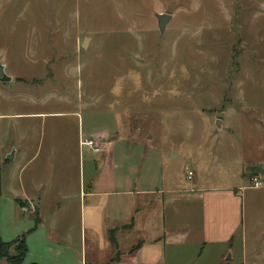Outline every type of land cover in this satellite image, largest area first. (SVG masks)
<instances>
[{
  "label": "rangeland",
  "instance_id": "obj_1",
  "mask_svg": "<svg viewBox=\"0 0 264 264\" xmlns=\"http://www.w3.org/2000/svg\"><path fill=\"white\" fill-rule=\"evenodd\" d=\"M162 12L171 19L160 35ZM0 65L11 78L0 82V103H77L85 131L101 116L145 186L229 183L264 155V0H0ZM11 180L0 178V240L24 237L21 264H88L84 230L73 228L74 244L51 240L3 196Z\"/></svg>",
  "mask_w": 264,
  "mask_h": 264
},
{
  "label": "crops",
  "instance_id": "obj_2",
  "mask_svg": "<svg viewBox=\"0 0 264 264\" xmlns=\"http://www.w3.org/2000/svg\"><path fill=\"white\" fill-rule=\"evenodd\" d=\"M22 104L0 103V178L12 176L8 187L3 181L2 194L21 212L27 207L22 214L33 215L35 227L51 240L63 236L74 244L70 235L80 226L88 238V264H264V155L229 183L171 187L152 179L145 186L144 169L121 162L125 140L106 137L101 116L85 131L77 103H41L38 110ZM12 128L18 131L15 145ZM90 137L98 139L100 152L80 146ZM157 154L163 161L162 148ZM254 176L260 186L252 185ZM126 237L133 238L123 247ZM170 243L176 245L171 253Z\"/></svg>",
  "mask_w": 264,
  "mask_h": 264
},
{
  "label": "trees",
  "instance_id": "obj_3",
  "mask_svg": "<svg viewBox=\"0 0 264 264\" xmlns=\"http://www.w3.org/2000/svg\"><path fill=\"white\" fill-rule=\"evenodd\" d=\"M37 222H38V220H36V223ZM18 240L20 243H19V247H18L19 249L17 250V254H15V255L8 254V251L6 248L12 246L13 243H15ZM111 240L115 244V240L112 236H111ZM26 250H27V247H26L25 242H24V237L17 238L13 241H10V242H4V241L0 240V259H5L8 262V264H21L23 261V258L25 256ZM30 264H37V263L32 262Z\"/></svg>",
  "mask_w": 264,
  "mask_h": 264
},
{
  "label": "water",
  "instance_id": "obj_4",
  "mask_svg": "<svg viewBox=\"0 0 264 264\" xmlns=\"http://www.w3.org/2000/svg\"><path fill=\"white\" fill-rule=\"evenodd\" d=\"M155 17H156V20H157V27L159 29V32H160V35H162L164 33V30L166 28V25L168 23V21L171 19V15L168 14V13H155ZM87 40L88 38H85L83 43H82V47H85L86 46V43H87ZM11 78L10 76L6 75L5 72H4V67L2 65H0V81L2 82H6V81H9ZM223 116V113H220L217 120H216V125L218 128L221 127V123H222V118ZM13 157V153L9 154L6 158L7 159H12Z\"/></svg>",
  "mask_w": 264,
  "mask_h": 264
},
{
  "label": "built area",
  "instance_id": "obj_5",
  "mask_svg": "<svg viewBox=\"0 0 264 264\" xmlns=\"http://www.w3.org/2000/svg\"><path fill=\"white\" fill-rule=\"evenodd\" d=\"M80 146L88 147L90 150L96 153L101 151V145L96 137L81 138ZM251 181L253 186L261 185L260 180L256 176L252 177Z\"/></svg>",
  "mask_w": 264,
  "mask_h": 264
}]
</instances>
